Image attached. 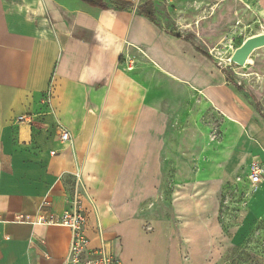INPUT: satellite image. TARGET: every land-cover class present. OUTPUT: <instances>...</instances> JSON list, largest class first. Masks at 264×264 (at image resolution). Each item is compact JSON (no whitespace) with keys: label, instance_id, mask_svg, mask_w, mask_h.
<instances>
[{"label":"crops","instance_id":"obj_1","mask_svg":"<svg viewBox=\"0 0 264 264\" xmlns=\"http://www.w3.org/2000/svg\"><path fill=\"white\" fill-rule=\"evenodd\" d=\"M120 1L133 6L0 0V264H65L68 229L19 222L43 202L60 215L77 200L90 248L122 264H215L242 241L246 224L230 238L220 227L218 193L224 175L264 162V124L190 42ZM241 1L262 15L264 0ZM196 100L215 110L226 147L191 169L177 159L165 201L162 155L178 105ZM260 185L246 222L264 210Z\"/></svg>","mask_w":264,"mask_h":264},{"label":"rangeland","instance_id":"obj_2","mask_svg":"<svg viewBox=\"0 0 264 264\" xmlns=\"http://www.w3.org/2000/svg\"><path fill=\"white\" fill-rule=\"evenodd\" d=\"M146 3H152L153 22L163 31L190 42L200 54H205L254 109L256 119L264 124V47L255 50L243 67L230 61L234 51L247 38L264 34V9L256 18L241 0L134 2L137 10ZM132 58L141 62L138 55ZM177 108V114L182 115L181 122L177 123L181 133L175 129L174 134H179L171 138L162 155V196L165 201L175 177L177 159L191 169L196 158H206L208 151L221 155L222 148L226 147L222 144L220 118L211 106L196 100L192 104L180 103ZM248 169L249 166L242 167L239 175L223 177L218 193L220 227L228 238L244 224L247 227L240 244H229L215 264H264V210L259 217L246 222L251 213L250 201L261 187L249 183Z\"/></svg>","mask_w":264,"mask_h":264},{"label":"built area","instance_id":"obj_3","mask_svg":"<svg viewBox=\"0 0 264 264\" xmlns=\"http://www.w3.org/2000/svg\"><path fill=\"white\" fill-rule=\"evenodd\" d=\"M26 119L19 117L18 121ZM61 143L70 142L69 133L60 129ZM77 177V175H76ZM247 178L251 185L257 186L264 181V163H251L247 171ZM48 203L43 202L39 214L33 222L21 220V223L56 226L66 228L70 232V244L65 264H122L120 258L105 247L90 248L89 239L85 235L86 217L75 200L72 207L62 214L56 215L47 210Z\"/></svg>","mask_w":264,"mask_h":264},{"label":"water","instance_id":"obj_4","mask_svg":"<svg viewBox=\"0 0 264 264\" xmlns=\"http://www.w3.org/2000/svg\"><path fill=\"white\" fill-rule=\"evenodd\" d=\"M264 47V34L247 38L232 54L230 61L239 67H243L249 56L257 49Z\"/></svg>","mask_w":264,"mask_h":264},{"label":"trees","instance_id":"obj_5","mask_svg":"<svg viewBox=\"0 0 264 264\" xmlns=\"http://www.w3.org/2000/svg\"><path fill=\"white\" fill-rule=\"evenodd\" d=\"M81 1L91 7L100 8L102 10L109 9L110 6H114L121 10L129 9L132 8L133 6L131 3L120 0H81ZM138 13L153 22L154 13H153V7L150 3L140 6L138 8ZM202 55L207 57L205 54Z\"/></svg>","mask_w":264,"mask_h":264},{"label":"bare ground","instance_id":"obj_6","mask_svg":"<svg viewBox=\"0 0 264 264\" xmlns=\"http://www.w3.org/2000/svg\"><path fill=\"white\" fill-rule=\"evenodd\" d=\"M255 143V142H254Z\"/></svg>","mask_w":264,"mask_h":264}]
</instances>
